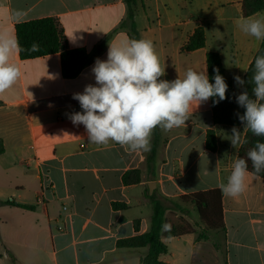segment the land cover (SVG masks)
Masks as SVG:
<instances>
[{"label": "crops", "instance_id": "crops-1", "mask_svg": "<svg viewBox=\"0 0 264 264\" xmlns=\"http://www.w3.org/2000/svg\"><path fill=\"white\" fill-rule=\"evenodd\" d=\"M241 1L133 0V36L125 0H0V36L15 40V25L53 18L67 49L84 48L94 56L74 79L62 77L60 54L21 59L17 50L11 56L22 74L12 89L0 94V200L13 198L34 210L0 206V264H141L147 247L118 248L116 243L149 230V191L164 202L166 219L174 212L189 214L191 221L195 206L180 197L213 189L221 191L224 230L211 232L208 240L196 234L163 237L168 252L159 259L165 264H264V179L249 173L243 194L222 192L241 143L232 149V128L212 126L209 100L193 105L185 126L158 127L151 168L150 150L91 143L84 125L71 120L80 105L74 94L95 85L96 60H106L109 44L124 39L151 40L165 68L161 79L167 81L183 78L189 68L206 72V53H218L232 81L239 116L236 96L241 86L234 77L243 79L262 41L238 27ZM256 14L264 16V11ZM198 25L205 31V47L182 52ZM200 113L209 114L201 125L195 117ZM210 127L217 137L215 153L205 148ZM224 128L226 142L221 140ZM236 128L242 140L245 129ZM130 170L140 171V181L124 185L122 177ZM170 201L188 214L172 209ZM196 215L194 227L200 230Z\"/></svg>", "mask_w": 264, "mask_h": 264}, {"label": "clouds", "instance_id": "clouds-1", "mask_svg": "<svg viewBox=\"0 0 264 264\" xmlns=\"http://www.w3.org/2000/svg\"><path fill=\"white\" fill-rule=\"evenodd\" d=\"M237 25L243 33L264 40V16L241 18ZM37 49L34 44L32 50ZM17 50L15 40L0 36V94L12 89L21 77L20 68L11 62ZM254 69L255 99L245 90L236 96V102L245 109L239 116L243 129L264 137V56L255 58ZM92 73L95 85H86L83 93L73 96L82 109L72 114L73 124L84 125L91 143L114 142L132 151L150 150L151 135L157 127L171 130L185 126L193 105L199 106L212 98H218L214 104L227 99L228 85L219 69H214V83L209 81L207 71L192 68L187 69L183 78L162 80L165 68L149 39L110 43L107 59H97ZM234 80L238 86L245 84L240 76ZM229 140L234 148L242 143L241 130L233 127ZM248 161L255 173L264 171V142L257 141L248 151L247 160L234 161L227 183L221 185L225 195L238 197L244 193ZM162 230L171 231V225H163Z\"/></svg>", "mask_w": 264, "mask_h": 264}, {"label": "trees", "instance_id": "trees-1", "mask_svg": "<svg viewBox=\"0 0 264 264\" xmlns=\"http://www.w3.org/2000/svg\"><path fill=\"white\" fill-rule=\"evenodd\" d=\"M127 3V17L126 24L130 28L131 34L136 36L134 14H133V0H125ZM264 11V0H242L241 1V15L247 18L253 14ZM15 40L18 43V50L21 59H34L51 54H60L61 57V74L65 79H74L86 67L92 64L94 56L89 54L84 48L67 49L65 45V38L62 29L57 20L53 18H42L22 22L15 25ZM37 45V50H32L33 45ZM205 47V31L201 25H198L193 33L189 36L187 42L181 48L182 52H192ZM257 56H264V40L261 41L258 51L253 56L246 72L243 75L245 81L244 86L241 87V92L248 91L250 98L255 99L252 93L254 83L252 77L254 75V61ZM206 71L211 83H214V69H219L220 75L225 79L228 85L226 93L227 99L214 104V99H209L211 110L212 126L221 127H238L241 123L239 117L235 113V101L233 93V85L231 79L226 75L221 58L216 52L206 53ZM242 114L245 109L240 107ZM81 106H76L74 113L81 112ZM152 144L147 157L148 167L151 168L152 162L159 145L160 135L158 127L152 132ZM242 143L240 144L236 159L244 158L247 160V153L254 148L257 141L264 142V137H258L246 129ZM205 148L211 153H215L218 148L217 137L215 130L210 127L205 134ZM2 147L0 146V154ZM248 172L254 176L264 179V171L255 173L251 161H248ZM140 181V171L130 170L124 173L122 182L124 185H131ZM149 199L151 207V218L149 230L140 235L130 238L118 240L116 245L118 248H140L147 247V252L141 260V264H165L159 258L167 254V245L162 238H178L187 234H196L198 239L208 240L211 232L224 230L223 213H222V196L220 189H213L203 192L191 193L180 197L182 203H191L195 206L199 221L202 225L200 230H197L192 224L185 220H178L171 225V231H163V225L169 224L165 218L166 207L164 202L157 196L152 195ZM174 210L186 214V210L182 209L176 202L170 201ZM15 206L24 210H34L33 205H23L16 203L15 199L0 200V206ZM115 208H122L124 205L114 204ZM135 229L137 224L135 223Z\"/></svg>", "mask_w": 264, "mask_h": 264}, {"label": "rangeland", "instance_id": "rangeland-1", "mask_svg": "<svg viewBox=\"0 0 264 264\" xmlns=\"http://www.w3.org/2000/svg\"><path fill=\"white\" fill-rule=\"evenodd\" d=\"M225 43H226V45H227V43H228V41H224ZM226 45H225V47H226ZM226 49V48H225ZM223 54H226L225 52L223 53ZM242 58H244V57H238V59L240 60H242ZM224 63H225V65L226 66H228V57L225 55V57H224ZM182 67H184V64L182 63ZM209 105H210V103H209ZM239 108H240V106H239ZM235 113H236V106H235ZM240 115H243L242 114V112H241V109L239 110V116ZM208 116H209V114L208 113H200V114H197V115H195V117H196V120L198 121V124L199 125H201V123H202V121L205 119V120H208ZM238 116V117H239ZM239 126H241L242 127V129H243V124L242 123H240V125ZM238 126V127H239ZM225 130H224V132H223V134H222V136H221V140L222 141H224V142H226V137H227V130H226V128H224ZM245 131H246V129H245ZM229 142V144L231 145V142L230 141H228ZM232 146V145H231ZM232 149H234V147L232 146ZM9 199H11V198H9ZM186 214H188V213H186ZM197 213H195V212H192V214H190V220L191 221H189L188 220V218H189V214L188 215H184V216H181V215H179V213H174V212H169V214H168V216H167V221L169 222V224H175L178 220H180V219H182V220H185L186 222H188L189 224H192L193 226L194 225H197L198 224V222H197V215H196ZM187 216H188V218H187ZM173 243H181V242H178V241H176V240H174L173 241ZM185 263L186 264H189V261H186L185 260Z\"/></svg>", "mask_w": 264, "mask_h": 264}, {"label": "water", "instance_id": "water-1", "mask_svg": "<svg viewBox=\"0 0 264 264\" xmlns=\"http://www.w3.org/2000/svg\"><path fill=\"white\" fill-rule=\"evenodd\" d=\"M151 186H154V183H151ZM151 186H148V187H149V190H150V187H151ZM151 193H152V192L149 191V196H151Z\"/></svg>", "mask_w": 264, "mask_h": 264}, {"label": "built area", "instance_id": "built-area-1", "mask_svg": "<svg viewBox=\"0 0 264 264\" xmlns=\"http://www.w3.org/2000/svg\"><path fill=\"white\" fill-rule=\"evenodd\" d=\"M61 229V228H60Z\"/></svg>", "mask_w": 264, "mask_h": 264}]
</instances>
